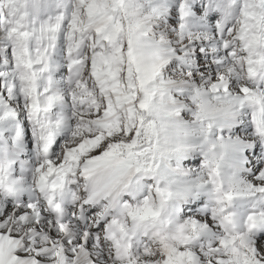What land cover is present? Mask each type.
I'll use <instances>...</instances> for the list:
<instances>
[{"label":"clouds","instance_id":"9594fccd","mask_svg":"<svg viewBox=\"0 0 264 264\" xmlns=\"http://www.w3.org/2000/svg\"><path fill=\"white\" fill-rule=\"evenodd\" d=\"M0 264H264V0H0Z\"/></svg>","mask_w":264,"mask_h":264}]
</instances>
